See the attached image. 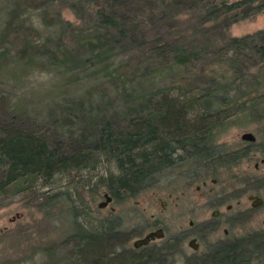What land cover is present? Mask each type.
<instances>
[{
    "label": "trees",
    "instance_id": "trees-1",
    "mask_svg": "<svg viewBox=\"0 0 264 264\" xmlns=\"http://www.w3.org/2000/svg\"><path fill=\"white\" fill-rule=\"evenodd\" d=\"M22 1L13 0L4 15L0 47L5 46L9 32L18 27ZM140 1L143 0H42L49 9L58 5L52 13L54 31L64 24L70 25L73 32L69 43L62 37L56 42L49 40L44 62L73 64L79 60L75 52L82 48L94 58L95 65L89 72L93 78L96 76L95 84L61 95L43 121L37 115L16 111L14 104L0 111V195L31 189L38 182L47 186L38 207L45 215L56 218L67 212L70 232L65 242L71 244L70 255L78 264H164L124 248L133 232L122 229L117 216L87 218L91 214L90 202L103 192L113 201L134 199L155 188L167 174L184 177L190 184L221 181L226 174V181H236L238 176L233 170L244 158L250 159L259 149L264 155V141L262 145L246 141L236 146L217 141V135L233 116L245 110L252 112L260 104V114H264V94L258 93L260 81L254 77L242 79L240 67L249 49L257 59L264 57V29L239 37L226 36L212 60L223 69L206 75L196 87L181 76L162 86H149L160 73L159 64L186 67L208 61L213 43L204 37L208 32L205 24L218 23L224 14L255 0H162L167 6L199 12L202 28L196 31L202 42H197L198 34L192 38L158 35L146 39L129 15L132 7L136 9L134 13L140 8ZM61 7L76 16L86 11L92 17L90 25L82 23L72 29L73 22L62 17ZM248 10L242 17L248 15ZM122 41L144 47L150 56L158 58L151 61L148 79L122 59L110 60L112 56H107ZM17 53L37 56L41 52L31 46L24 33ZM255 63L253 60L248 66ZM243 82L248 85L246 89L240 88ZM93 86H108L111 98H105L107 93L96 95ZM68 119H72V126L65 123ZM83 191L88 197L84 198ZM61 203L64 207L57 214L56 207ZM180 241L172 237L165 243L167 247L173 242L178 246ZM186 264L210 263L204 257L190 258Z\"/></svg>",
    "mask_w": 264,
    "mask_h": 264
},
{
    "label": "rangeland",
    "instance_id": "rangeland-1",
    "mask_svg": "<svg viewBox=\"0 0 264 264\" xmlns=\"http://www.w3.org/2000/svg\"><path fill=\"white\" fill-rule=\"evenodd\" d=\"M12 1L0 0V27ZM220 1L223 0H209V3ZM224 1L230 3L237 0ZM22 3L18 7L21 10L18 27L9 32L5 46L0 47V111L14 104L16 111L37 115V119L43 121L46 113L50 114L54 110L53 104L61 95L73 94L86 85L95 84L96 76L94 75L93 78L89 72L95 63L94 58L85 54L82 48L75 52L79 60L73 64L57 66L44 62L45 55L49 53V40L56 42L62 37L69 43L73 32L70 25L62 24L63 27L55 31L51 27L54 22L52 13L57 10L58 5L49 9L44 7L42 0H23ZM138 4L140 8L134 13L136 9L132 7L129 15L135 20L137 30L141 31L139 33L146 39L158 35L166 38L180 36L192 38L194 34H198L197 42L203 41L197 32L202 28L199 25V12L167 6L166 1L162 0H143ZM246 9H249L248 15L242 17ZM61 10L62 17L73 22L72 29H76L82 23L89 24L92 18L86 11L76 16L68 8L61 7ZM205 26L208 32L204 37L213 43L209 60L186 67L177 65L167 67L159 64L160 73L155 75L154 83H149L147 80L151 89L174 81L179 76L196 87L200 81L205 80L206 75L218 73L223 67L212 60L217 56L218 48L223 44L226 36L239 37L264 29V0H255L247 6L224 14L218 23L213 24V21H210ZM24 33H27L31 46L40 49L41 53L37 56L17 53L21 48ZM107 56H112L110 60L116 58L122 59L124 64L129 63L127 66L135 67L147 79L151 76V74L147 75L149 68L153 67V62L158 59L145 52L144 47H136L126 41H122L121 45L108 51ZM86 57H89V60ZM257 57V54L249 49L241 60L240 67L242 79L254 77L255 80L260 81L258 93L262 95L264 94V57L262 59ZM253 60H256L255 65L248 66ZM93 87L96 95L106 96L107 93L105 98L110 99L113 94L108 86ZM247 87L244 82L240 86L241 89ZM243 99H246V96ZM246 104H249V101ZM262 105L260 104L252 112L245 110L230 118L225 128L217 135V141L236 146L247 141L241 139L242 133L251 132L255 136V141L263 142L264 114L263 116L260 114ZM44 123L48 125V122ZM65 123L67 126H72L73 121L68 119ZM53 128V121L49 118V130ZM258 157L257 150L252 153L250 159L244 158L234 168L233 172L238 179L231 180L233 183H230L227 189L233 188L232 185L237 187L254 185L252 177H256L258 173L254 167ZM226 177L227 174L223 175L221 178L223 182L215 186H227L228 183H224ZM38 183L31 189L0 195V264H78L70 255L71 244L65 242L70 232L69 215L67 212L58 214L61 207H64L62 203L56 207L57 218L45 215L38 204L44 200L48 187ZM211 185V181L208 180L205 186L196 189L195 184L188 183L184 177L167 174L155 188L143 192L134 199L119 202L110 200L100 207L99 203L105 201L106 192H103L101 197L90 202L91 214L87 218L117 216L121 221V228L133 232L124 245L126 250L136 252L142 257L160 259L164 264H186L193 255V249L188 245L189 236L183 237L179 246L173 242L167 247L166 240L182 237L185 233L195 234L199 229H202L206 235L207 230L213 226H217L215 235H222L224 228L228 229L230 236H238L254 229L264 230L262 222L264 203L252 210L250 218H243L240 215L243 209L250 206V200L246 195L239 198L238 203L236 198L228 199L220 207L222 214L212 215L211 197L205 194L207 187ZM49 193H52V190H49ZM82 193L84 198L88 197L85 191ZM227 203L231 205L230 209L226 208ZM158 228L162 229L161 236L154 237L138 247L133 245L135 239ZM206 240L205 236L201 239L200 250L204 248ZM252 264L259 263L253 261Z\"/></svg>",
    "mask_w": 264,
    "mask_h": 264
},
{
    "label": "flooded vegetation",
    "instance_id": "flooded-vegetation-1",
    "mask_svg": "<svg viewBox=\"0 0 264 264\" xmlns=\"http://www.w3.org/2000/svg\"><path fill=\"white\" fill-rule=\"evenodd\" d=\"M257 143L262 145L263 142ZM258 151L259 157L254 165L258 173L256 177H254V185H246L243 187L232 185L231 187L233 188L227 189L229 184L233 183L232 181H224V183H228L227 186L222 185L216 187V184L223 181L210 179L212 185L207 187L205 194L211 197V206L213 207L211 210L212 215L217 216L222 214L220 207L225 204L230 197L236 198L237 203L240 202L239 198L244 195L250 200V206L240 212L243 218H250L253 213L252 210L264 203V155H262L260 149ZM207 181L208 180L200 181V184L195 183V188L199 189L200 186H205ZM248 187H252L254 190H250ZM230 207L231 205L227 203L226 208L230 209ZM262 222L264 224V219ZM190 223L192 222L190 221ZM215 230H217V226L209 228L205 235L203 230L199 229L196 230L195 234L185 233V235L176 239L182 240L183 237L189 236L188 245L193 249L192 258L195 260L205 257L210 264H245L246 261H248V263L250 261L252 264V259H254V261H257L259 264H264V230L254 229L251 232L243 233L238 236H230L227 228L223 229L222 235H215ZM204 236L207 239L206 244L204 248L200 250V241ZM230 250H232V252H230Z\"/></svg>",
    "mask_w": 264,
    "mask_h": 264
},
{
    "label": "water",
    "instance_id": "water-1",
    "mask_svg": "<svg viewBox=\"0 0 264 264\" xmlns=\"http://www.w3.org/2000/svg\"><path fill=\"white\" fill-rule=\"evenodd\" d=\"M241 139L247 140V141H255V136L251 132H244L241 134ZM104 197H105V201L99 203L100 207L104 206L107 201L111 200V196L108 195V193H104ZM161 235H162V229L161 228H158L154 231H149L143 237L135 239L133 242V245L135 247H138L140 245L148 243L154 237H159Z\"/></svg>",
    "mask_w": 264,
    "mask_h": 264
}]
</instances>
